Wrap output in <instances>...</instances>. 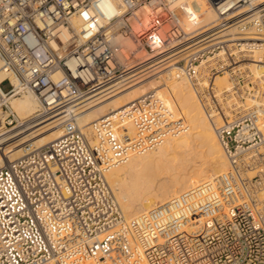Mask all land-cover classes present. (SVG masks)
Returning a JSON list of instances; mask_svg holds the SVG:
<instances>
[{
	"label": "built area",
	"instance_id": "2783aa9c",
	"mask_svg": "<svg viewBox=\"0 0 264 264\" xmlns=\"http://www.w3.org/2000/svg\"><path fill=\"white\" fill-rule=\"evenodd\" d=\"M206 1L219 12V26L210 34L234 28L243 38L173 63L206 37L204 29L181 25L182 17L198 19L191 0H0L6 72L0 116L18 120L10 98L29 91L45 113L66 110L61 137L0 167V264H108L104 253L111 246L128 264H264V131L255 110L228 116L217 128L228 159L225 172L137 216L130 227L106 171L131 152L157 144L172 111L156 91L145 94L120 114L133 121L131 138L118 131L112 115L94 121L89 135L75 126L76 111L68 110L145 67L170 69L173 77L197 85L229 70L233 97L254 94L250 72L234 65L242 53L264 47V0ZM76 17L82 19L78 31ZM64 29L71 30L67 38ZM118 37L132 38L150 58H135V49L114 44ZM210 90L202 92L209 111H225L228 92L219 101ZM250 169L256 171L251 177Z\"/></svg>",
	"mask_w": 264,
	"mask_h": 264
},
{
	"label": "bare ground",
	"instance_id": "6f19581e",
	"mask_svg": "<svg viewBox=\"0 0 264 264\" xmlns=\"http://www.w3.org/2000/svg\"><path fill=\"white\" fill-rule=\"evenodd\" d=\"M178 3L177 1L175 5ZM190 5L198 19L192 22L182 17L181 25L186 31L204 29L206 37L199 47L188 54H180L173 63L210 46L243 38L236 36V30L229 27L223 34H210L219 26V12L215 6L206 0H191ZM106 11L110 12L109 7H106ZM81 24V17L72 20L73 29L76 31L80 29ZM133 25L136 29L139 28L136 21ZM70 32L71 30L64 29L62 37L67 38ZM114 44H126L135 49V58L142 61L150 58L146 50L132 38L118 37ZM261 49L264 47L242 53L241 63L234 65L236 70L250 72V83L257 85L254 94L241 95L242 100L233 97L237 91H234L235 87L230 82L229 70L215 72L197 85L186 78L173 77V71L170 69L145 67L118 81L105 84L68 106L69 111H76L75 126L83 132L92 135L93 122L112 115L118 131L131 138L136 135L133 121L128 116L122 118L120 114L125 113L145 94L156 91L166 100L172 111V117L163 126L157 144L142 151L131 152L127 160L111 166L106 171V178L129 227L137 216L169 202L227 170L228 159L217 134L218 126L227 123L226 117L253 109L259 115L260 121L257 125L264 131V97L261 95L264 91V58ZM217 56L222 57L223 51ZM1 67L0 59V81L6 78V72ZM204 89H211L210 93L219 96V101H222L221 95L228 92V108L211 113L202 97ZM10 106L20 124L10 132L5 129L7 113L1 115L0 167L9 161L17 160L34 148L58 139L66 131V118L63 114L66 110L45 113L40 99L32 91L12 96ZM233 111L237 112L232 113ZM255 173L252 169L247 171L250 177ZM104 255L108 264H128L116 246L109 247ZM48 264L58 263L52 261ZM85 264L97 263L87 261Z\"/></svg>",
	"mask_w": 264,
	"mask_h": 264
},
{
	"label": "rangeland",
	"instance_id": "374dc122",
	"mask_svg": "<svg viewBox=\"0 0 264 264\" xmlns=\"http://www.w3.org/2000/svg\"><path fill=\"white\" fill-rule=\"evenodd\" d=\"M2 87H3V89L4 90H7V89H9V82H5L3 85H2ZM17 96H20V95H17ZM4 114V113H3ZM1 117V116H0ZM3 119H4V117H3ZM0 120H2V117H1V119ZM8 123L5 125V129L6 130H9L10 132L11 131H13V130H15V129H17L18 128V121L19 120H14V121H10V119H7L6 120ZM20 124V123H19ZM15 128V129H14Z\"/></svg>",
	"mask_w": 264,
	"mask_h": 264
}]
</instances>
